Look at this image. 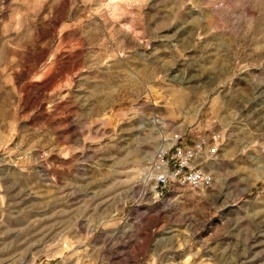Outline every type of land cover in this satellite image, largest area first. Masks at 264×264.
I'll return each mask as SVG.
<instances>
[{
    "label": "rangeland",
    "instance_id": "obj_1",
    "mask_svg": "<svg viewBox=\"0 0 264 264\" xmlns=\"http://www.w3.org/2000/svg\"><path fill=\"white\" fill-rule=\"evenodd\" d=\"M108 5L0 0V264H264V0ZM212 134V184L157 197Z\"/></svg>",
    "mask_w": 264,
    "mask_h": 264
},
{
    "label": "built area",
    "instance_id": "obj_2",
    "mask_svg": "<svg viewBox=\"0 0 264 264\" xmlns=\"http://www.w3.org/2000/svg\"><path fill=\"white\" fill-rule=\"evenodd\" d=\"M221 136L212 134L197 135L191 144L177 141L163 145L151 162L148 173L155 180L154 193L164 197L174 183L188 185L199 189L213 182V174L208 170V164L217 155Z\"/></svg>",
    "mask_w": 264,
    "mask_h": 264
},
{
    "label": "bare ground",
    "instance_id": "obj_3",
    "mask_svg": "<svg viewBox=\"0 0 264 264\" xmlns=\"http://www.w3.org/2000/svg\"><path fill=\"white\" fill-rule=\"evenodd\" d=\"M122 1L123 0H109V5L108 6H110V8L112 9V11H117L119 9ZM202 107H203V105L199 106V108L197 110V114H199L201 112ZM155 121H157V119H155Z\"/></svg>",
    "mask_w": 264,
    "mask_h": 264
}]
</instances>
